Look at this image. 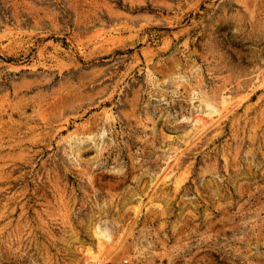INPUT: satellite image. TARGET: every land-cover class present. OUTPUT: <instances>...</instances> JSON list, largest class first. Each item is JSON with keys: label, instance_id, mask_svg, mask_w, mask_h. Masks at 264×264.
<instances>
[{"label": "rangeland", "instance_id": "obj_1", "mask_svg": "<svg viewBox=\"0 0 264 264\" xmlns=\"http://www.w3.org/2000/svg\"><path fill=\"white\" fill-rule=\"evenodd\" d=\"M0 264H264V0H0Z\"/></svg>", "mask_w": 264, "mask_h": 264}, {"label": "bare ground", "instance_id": "obj_2", "mask_svg": "<svg viewBox=\"0 0 264 264\" xmlns=\"http://www.w3.org/2000/svg\"><path fill=\"white\" fill-rule=\"evenodd\" d=\"M224 101V100H223ZM212 108V107H211ZM213 109V108H212ZM209 112V111H208ZM217 112V111H216ZM210 114H213V112H210ZM200 118V117H199ZM199 118H197L198 120H199ZM196 118H195V122H196V120H197ZM198 120H197V123H198ZM200 122H201V120H200ZM199 122V123H200ZM203 123V122H202ZM201 123V124H202ZM204 124V123H203ZM98 227H99V225H98ZM103 230H101V231H98V232H95V234H97L98 236H100L101 237V239H102V237L104 236V233L102 232ZM96 235V236H97ZM107 236V235H106ZM98 238V237H97ZM100 239V238H99Z\"/></svg>", "mask_w": 264, "mask_h": 264}]
</instances>
